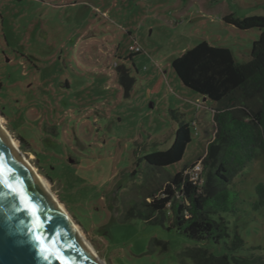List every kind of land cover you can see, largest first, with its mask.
<instances>
[{
    "label": "rangeland",
    "instance_id": "1",
    "mask_svg": "<svg viewBox=\"0 0 264 264\" xmlns=\"http://www.w3.org/2000/svg\"><path fill=\"white\" fill-rule=\"evenodd\" d=\"M227 16L264 17V0H0V123L104 264H180L198 246L168 215L163 224L119 219L142 182L138 159L172 144L171 111L191 142L166 173L188 175L205 157L215 104L184 87L171 62L204 41L249 62L260 33L225 24ZM121 68L133 79L128 96ZM259 181L262 154L233 180L248 200ZM228 219L264 261V207Z\"/></svg>",
    "mask_w": 264,
    "mask_h": 264
},
{
    "label": "trees",
    "instance_id": "2",
    "mask_svg": "<svg viewBox=\"0 0 264 264\" xmlns=\"http://www.w3.org/2000/svg\"><path fill=\"white\" fill-rule=\"evenodd\" d=\"M223 21L241 31H259L249 62L240 64L229 49L205 41L171 62L184 87L215 104L211 111L215 133L201 161L199 181L193 184L183 170L173 176L165 171L183 159L191 142L190 126L171 111L177 124L172 144L138 159L136 167L144 164L145 174L141 184L133 187L136 199L122 204L119 219L120 223L140 219L163 224L166 215L170 216L171 227L198 244L179 255L180 264H264L262 256L254 253L263 248L244 239L239 226L231 227L228 219L245 218L249 210L264 207V181L254 185L253 200L243 197L233 182L264 155V17L227 16ZM116 73L118 85L128 96L133 79L122 68ZM138 175L133 170L131 177ZM206 243L224 247L225 253H210L202 245Z\"/></svg>",
    "mask_w": 264,
    "mask_h": 264
},
{
    "label": "water",
    "instance_id": "3",
    "mask_svg": "<svg viewBox=\"0 0 264 264\" xmlns=\"http://www.w3.org/2000/svg\"><path fill=\"white\" fill-rule=\"evenodd\" d=\"M0 264H97L1 131Z\"/></svg>",
    "mask_w": 264,
    "mask_h": 264
},
{
    "label": "bare ground",
    "instance_id": "4",
    "mask_svg": "<svg viewBox=\"0 0 264 264\" xmlns=\"http://www.w3.org/2000/svg\"><path fill=\"white\" fill-rule=\"evenodd\" d=\"M0 131L3 134V136L6 138L14 152L17 154V156L20 158L22 163L27 167V169L30 171L33 178L38 182V184L42 187V189L47 193V195L52 199V204L59 210V212L66 218V220L69 222L71 227L73 228L75 235L77 236L78 240L83 244L87 252L91 255V257L96 261L97 264H104L99 258L96 256L95 252L93 251L92 247L85 241L84 237H82L79 230L76 228V226L71 222V219L63 209V207L57 202L55 197L51 194L48 184L39 177L36 172L33 170V168L30 166L28 161L25 159L23 153L18 149L17 144L11 139V137L7 134V132L3 129L1 123H0Z\"/></svg>",
    "mask_w": 264,
    "mask_h": 264
},
{
    "label": "built area",
    "instance_id": "5",
    "mask_svg": "<svg viewBox=\"0 0 264 264\" xmlns=\"http://www.w3.org/2000/svg\"><path fill=\"white\" fill-rule=\"evenodd\" d=\"M129 51L131 53H140L141 50L138 47L130 46ZM202 171L201 161L197 162L193 168L190 169V172L188 174L190 181L193 184H197L199 181V175Z\"/></svg>",
    "mask_w": 264,
    "mask_h": 264
},
{
    "label": "snow or ice",
    "instance_id": "6",
    "mask_svg": "<svg viewBox=\"0 0 264 264\" xmlns=\"http://www.w3.org/2000/svg\"><path fill=\"white\" fill-rule=\"evenodd\" d=\"M32 211L35 212V209H32ZM39 226H40V222L37 220V221H36V228H39ZM36 239H37V240H40V236L37 235Z\"/></svg>",
    "mask_w": 264,
    "mask_h": 264
},
{
    "label": "crops",
    "instance_id": "7",
    "mask_svg": "<svg viewBox=\"0 0 264 264\" xmlns=\"http://www.w3.org/2000/svg\"><path fill=\"white\" fill-rule=\"evenodd\" d=\"M203 101H204V99H203Z\"/></svg>",
    "mask_w": 264,
    "mask_h": 264
}]
</instances>
